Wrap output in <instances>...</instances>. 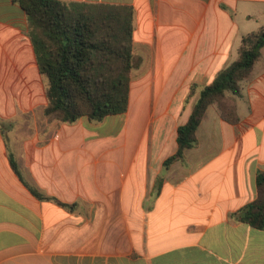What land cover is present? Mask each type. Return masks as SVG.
<instances>
[{
	"label": "crops",
	"instance_id": "obj_1",
	"mask_svg": "<svg viewBox=\"0 0 264 264\" xmlns=\"http://www.w3.org/2000/svg\"><path fill=\"white\" fill-rule=\"evenodd\" d=\"M60 1L133 8L129 109L48 118L27 15L0 0V264H264V230L235 216L264 171V48L240 122L209 107L196 146L165 168L200 90L264 27V0Z\"/></svg>",
	"mask_w": 264,
	"mask_h": 264
},
{
	"label": "trees",
	"instance_id": "obj_2",
	"mask_svg": "<svg viewBox=\"0 0 264 264\" xmlns=\"http://www.w3.org/2000/svg\"><path fill=\"white\" fill-rule=\"evenodd\" d=\"M26 13L29 37L38 67L46 80L45 115L60 123L81 118L101 122L129 109L131 72L134 68V10L128 6L60 0H14ZM264 48V27L243 36L238 58L200 90L187 122L178 128V150L165 168L182 161L197 144V131L209 107H216L223 121L240 122L236 97L250 80ZM196 85L191 87L195 93ZM11 165L21 177L16 161ZM27 187L38 198L42 195ZM235 216L264 230V171L257 176V198Z\"/></svg>",
	"mask_w": 264,
	"mask_h": 264
}]
</instances>
